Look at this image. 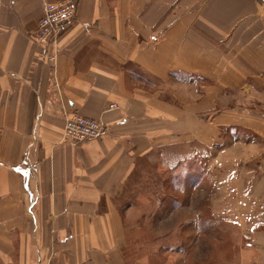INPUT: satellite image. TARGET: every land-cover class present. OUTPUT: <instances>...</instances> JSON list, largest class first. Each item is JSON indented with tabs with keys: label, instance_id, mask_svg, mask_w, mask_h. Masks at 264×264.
<instances>
[{
	"label": "crops",
	"instance_id": "obj_1",
	"mask_svg": "<svg viewBox=\"0 0 264 264\" xmlns=\"http://www.w3.org/2000/svg\"><path fill=\"white\" fill-rule=\"evenodd\" d=\"M58 1L0 0V264H124L140 164L185 141L221 158L230 128L261 221L236 263L264 264L260 1L76 0L50 65L34 35ZM71 114L104 133L66 141Z\"/></svg>",
	"mask_w": 264,
	"mask_h": 264
},
{
	"label": "rangeland",
	"instance_id": "obj_2",
	"mask_svg": "<svg viewBox=\"0 0 264 264\" xmlns=\"http://www.w3.org/2000/svg\"><path fill=\"white\" fill-rule=\"evenodd\" d=\"M231 129L221 158L217 145L204 151L185 141L140 164L124 201L133 225L124 264H238L240 245H250L252 228L261 221L250 213V168L238 167ZM187 173L197 176L196 186L172 182ZM169 198L175 199L161 211V199Z\"/></svg>",
	"mask_w": 264,
	"mask_h": 264
},
{
	"label": "built area",
	"instance_id": "obj_3",
	"mask_svg": "<svg viewBox=\"0 0 264 264\" xmlns=\"http://www.w3.org/2000/svg\"><path fill=\"white\" fill-rule=\"evenodd\" d=\"M264 12V0H259ZM77 11L76 0H61L48 3L43 8V14L38 21L34 41L46 51V60L50 65L56 62L55 41L62 30L75 16ZM116 104L109 109H116ZM105 131L102 122L84 118L80 115H70L64 122L63 137L73 143H85L100 137Z\"/></svg>",
	"mask_w": 264,
	"mask_h": 264
},
{
	"label": "trees",
	"instance_id": "obj_4",
	"mask_svg": "<svg viewBox=\"0 0 264 264\" xmlns=\"http://www.w3.org/2000/svg\"><path fill=\"white\" fill-rule=\"evenodd\" d=\"M187 156V155H186ZM187 179V180H186ZM169 180V179H168ZM176 181V182H175ZM172 182H175V184H180V185H187L186 183H191L190 185L192 186H196L197 185V176L194 175L193 173H187L186 175L183 174V175H175L173 177V180ZM165 185L166 187L169 185L171 186V183L170 181L168 182L167 180L165 181ZM173 199L175 198H169L168 200L164 201L163 199H161V202H160V207H161V211H162V208L166 209L167 208V204H168V201H172Z\"/></svg>",
	"mask_w": 264,
	"mask_h": 264
}]
</instances>
